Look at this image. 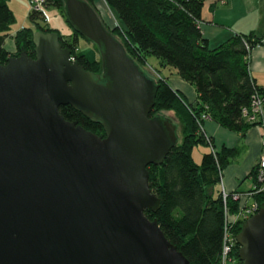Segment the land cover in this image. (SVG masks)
<instances>
[{"label": "water", "instance_id": "95a60500", "mask_svg": "<svg viewBox=\"0 0 264 264\" xmlns=\"http://www.w3.org/2000/svg\"><path fill=\"white\" fill-rule=\"evenodd\" d=\"M65 21L94 44L100 72L70 60L56 31L32 32L0 63V264H189L155 218L148 164L178 124L150 115L157 83L87 0H61ZM99 123L96 134L58 107ZM241 264H264V201L234 236Z\"/></svg>", "mask_w": 264, "mask_h": 264}, {"label": "trees", "instance_id": "16d2710c", "mask_svg": "<svg viewBox=\"0 0 264 264\" xmlns=\"http://www.w3.org/2000/svg\"><path fill=\"white\" fill-rule=\"evenodd\" d=\"M87 2L98 13L94 0ZM103 2L116 19V24L108 29L138 65L143 66L147 55H154L160 67H173L175 74L189 83L195 92V103H189L170 87L166 74L154 76L158 86L150 115L171 110L178 119L180 135L160 164L146 167L148 187L157 196L159 207L155 212L145 210L144 214L156 219L164 236L189 264H222L224 237L228 233L234 238L243 221H225L219 186L220 174L235 148H211V143L206 142L201 132V116L207 115L221 126L240 133L251 126L241 116L240 109L248 105L254 91L264 89L255 83L248 71V53L260 39L253 33H235L215 46H209L199 28L202 0ZM43 7H53L63 16L61 0H43L41 9L28 10L27 17L34 23L32 26L9 32L13 12L8 0H0V63L8 56L18 55L21 50L33 57L31 35L34 30L57 32L46 24H38V18L47 22L43 18ZM78 36L81 35L73 29L66 35L58 33L61 46L70 50L82 68L99 71L98 59L90 60L78 52ZM6 37L11 38L14 50L8 51L3 46ZM58 112L66 120H76L87 130L96 134L103 132L99 123L89 120L69 104L59 105ZM198 143L207 144L209 149L196 163L191 151ZM249 175L254 183L255 165ZM250 196L259 205L264 201V190ZM226 202L231 213L240 207L237 199L227 197ZM232 241L226 261L241 264L237 256L238 245L234 239Z\"/></svg>", "mask_w": 264, "mask_h": 264}, {"label": "crops", "instance_id": "0c3cea01", "mask_svg": "<svg viewBox=\"0 0 264 264\" xmlns=\"http://www.w3.org/2000/svg\"><path fill=\"white\" fill-rule=\"evenodd\" d=\"M12 2L20 11L28 8L27 0ZM8 4L10 5L9 0ZM199 28L209 46H215L235 33H253L254 37L259 38V43L250 49L248 71L255 83L264 87V0H202ZM3 46L8 51L14 50L10 37L5 38ZM169 73L175 72L168 69L166 80L170 87L181 93L187 102L194 104L193 87L178 75L172 77ZM201 126L210 136L215 149L222 146L235 148L220 174V181L225 191H237L239 195L246 196L253 184L249 173L258 155L264 150V131L251 125L244 133H240L225 128L210 118L203 119ZM205 151L208 149L203 152ZM192 158L194 159L193 155ZM243 201L246 204L251 203L252 197L246 196Z\"/></svg>", "mask_w": 264, "mask_h": 264}, {"label": "rangeland", "instance_id": "374dc122", "mask_svg": "<svg viewBox=\"0 0 264 264\" xmlns=\"http://www.w3.org/2000/svg\"><path fill=\"white\" fill-rule=\"evenodd\" d=\"M10 5L9 7L11 8L12 12H13V20L10 22L9 26H8V31L9 32H14L15 30L19 29L22 26H32V24H34L28 17H27V13L29 10V1L27 0V4L28 5L27 9L24 11H20L19 7L17 5H14L12 0H9ZM94 4L96 6V9L98 10L99 16L101 18V20L104 22V24L107 25V28H111L116 24V19L114 17V15L112 14V12L109 10V8L106 6V4L103 2V0H94ZM55 8L53 7H43V10L45 12V14L47 15V22H44L42 19L38 18L37 22L39 25H44L46 24L49 27H52L54 29L57 30V32L59 34L62 35H66L69 34L71 32V27L68 25V23L65 21L64 17L61 16L58 12H53ZM77 50L80 53H83L88 59L90 60H95L98 59V53L97 50L94 46V44H92L90 41H88L87 39L83 38L82 36H78V40H77ZM143 71L151 76V77H160V75H167L168 69H170L172 72L174 71L173 67L167 66L165 68H162L159 66V60L154 56V55H147L145 63L143 64V66H140ZM157 68L160 71L156 72L154 69ZM155 71V72H153ZM169 76L172 77H177L174 73H169ZM167 79V76H166ZM160 113H162L163 115H165L166 117L171 118L174 122H176L178 124L177 127V135H180V127H179V122L178 119L176 118V116L173 114V112L171 110H161L159 111ZM251 125H253L251 123ZM255 126V125H254ZM257 127V126H256ZM203 135H207L203 128L201 129ZM208 139H210V143H211V148L215 149L213 144H212V140L210 138L209 135ZM209 149V146L207 144H203V143H198L196 145L193 146L192 148V155L194 157V162L199 163L201 160V151L203 152L206 149ZM219 186H220V190L221 188L224 189L222 187L221 181H219ZM225 191V190H224ZM250 191V190H249ZM248 191V192H249ZM226 192V191H225ZM234 193H237V191H233ZM238 194V193H237ZM231 195V194H230ZM230 197V196H229ZM236 200V199H235ZM232 260H229L228 262L225 261V264L231 263Z\"/></svg>", "mask_w": 264, "mask_h": 264}, {"label": "built area", "instance_id": "2783aa9c", "mask_svg": "<svg viewBox=\"0 0 264 264\" xmlns=\"http://www.w3.org/2000/svg\"><path fill=\"white\" fill-rule=\"evenodd\" d=\"M29 1V9H41L43 0H28ZM44 20L47 21V15L45 12L43 13ZM258 44V43H256ZM255 44V45H256ZM250 52V51H249ZM249 56V53H248ZM70 60H74L73 56L70 54L69 56ZM241 116L243 119L249 123H252L253 125L261 128L264 131V89L262 91H254L251 94V97L249 99L247 106H242L240 109ZM202 119L208 118L207 115H202ZM202 129V126H200ZM205 140L208 144H210V139H208L207 135H204ZM211 145V144H210ZM255 182L252 185L251 191L247 193L246 196H250L252 193L259 192L261 190H264V150L260 152V154L257 157L256 163H255ZM231 194V195H230ZM221 196H222V202L224 206V214H225V221H234L236 219H242L244 220L248 216H250L252 213H254L257 208L258 204L254 201L251 203L246 204L243 200L246 198V196L239 195L237 193H234L233 191H224V189L221 188ZM231 197L232 199H237L240 201V207L239 209L231 213L228 210L226 198ZM235 238H232L228 233L224 237L223 241V247H222V255L221 260L222 264L225 263L227 253L232 247L233 241Z\"/></svg>", "mask_w": 264, "mask_h": 264}, {"label": "flooded vegetation", "instance_id": "af4514ba", "mask_svg": "<svg viewBox=\"0 0 264 264\" xmlns=\"http://www.w3.org/2000/svg\"><path fill=\"white\" fill-rule=\"evenodd\" d=\"M98 72H100V70Z\"/></svg>", "mask_w": 264, "mask_h": 264}]
</instances>
